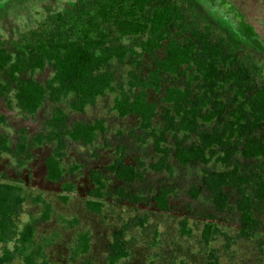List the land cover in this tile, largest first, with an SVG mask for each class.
Segmentation results:
<instances>
[{
    "label": "trees",
    "instance_id": "1",
    "mask_svg": "<svg viewBox=\"0 0 264 264\" xmlns=\"http://www.w3.org/2000/svg\"><path fill=\"white\" fill-rule=\"evenodd\" d=\"M220 29L196 0H76L20 38L0 40V98L10 106L12 93L20 112L35 114L47 100L59 103L72 94L70 108L84 111L98 97L116 90L115 65L130 64L135 67L130 70V84L120 88L113 107L120 116H137L143 130H152L159 157L151 168L172 170L171 156L180 166L200 163L202 187L210 192L215 209L236 211L240 235L250 237L264 231V215L256 213L257 204L264 202V82L255 83L252 67L240 60L238 32ZM145 57L150 64L141 75L136 69ZM47 70L50 75L41 78L39 74ZM170 77L172 81L165 84ZM151 92L162 94V106L150 97ZM105 130L102 118L68 125L66 112L58 106L49 132L31 140L34 144L56 141L45 159L48 179L60 181L65 174L60 158L67 136L91 144ZM169 137L172 147L165 144ZM17 146L20 153L26 152L24 141ZM12 151L9 137L0 134V156ZM108 170L125 183L142 177L123 154ZM91 179L95 186L89 194L102 197L103 173L94 170ZM71 187L63 184L65 190ZM201 190L192 186L190 193L196 197ZM170 193L164 187L155 194L160 211H169ZM25 199L20 184L0 181V241L13 242L3 249L0 264L17 256L25 264H53L43 244L34 242L36 225L50 218L52 204L37 196L41 213L30 216L17 230L16 218ZM85 204L98 213L104 205L91 197ZM186 224L184 218V231H188ZM217 229L216 214H206L204 239L209 241ZM89 248V233L79 232L75 251L86 253ZM128 255L124 230L117 229L109 244L108 264H117Z\"/></svg>",
    "mask_w": 264,
    "mask_h": 264
},
{
    "label": "rangeland",
    "instance_id": "2",
    "mask_svg": "<svg viewBox=\"0 0 264 264\" xmlns=\"http://www.w3.org/2000/svg\"><path fill=\"white\" fill-rule=\"evenodd\" d=\"M75 1L0 0V40L20 38L44 18L70 8ZM196 1L212 24L224 33L232 31L220 23L218 14L205 7L209 6L205 0ZM236 1L264 42V0ZM240 44L242 48L237 50L240 60L252 67L255 83L264 82V44L255 46L249 41H240ZM144 60L142 67L136 69L141 75L146 74L150 64L146 57ZM134 68L128 63H117L116 90L98 97L84 111L70 108L72 94L59 103L47 100L35 114L20 112L12 93L10 106L4 97L0 98V117L5 116L0 119V134H6L13 147L12 152L0 156V181L20 184L26 198L16 218L17 230L22 229L30 216H39L42 205L35 198L43 196L51 202L52 213L48 220L38 221L34 242L43 244L46 257L53 264H108L109 244L117 229L124 230L129 248V255L117 264H264V231L258 230L250 237L241 236L237 212L229 208L215 209L210 192L202 187L200 163L180 166L171 156L172 170L151 168L150 164L159 157L152 130H143L137 116H120L113 107L120 88L129 86L130 70ZM49 75L48 70L39 74L43 79ZM171 81L172 77L165 84ZM177 82L186 83L185 80ZM150 97L159 106L163 105L162 94L151 92ZM58 106L66 112L68 125L77 120L91 122L102 118L106 130L99 132L91 144L73 141L67 136L64 155L60 158L65 174L62 180L53 181L47 177L45 159L53 152L56 141L34 144L31 140L40 132H49ZM155 126H159V121ZM19 141L27 144L26 152L20 153ZM165 144L172 147V138ZM120 154L139 169L142 175L139 180L125 183L108 170V165ZM94 170L101 171L106 179L102 197L89 194L95 186L91 179ZM64 183H69L71 190H65ZM192 186L202 188L196 197L190 193ZM164 187L171 191L168 212L160 211L154 199ZM90 197L104 203L100 213L86 207L85 200ZM234 198L232 194V202ZM210 212L217 216L218 229L206 241L203 229L206 214ZM256 213L264 215V202L257 204ZM76 218L77 222L71 221ZM184 218L188 231L182 229ZM83 231L90 235V248L86 253H78L75 251L77 235ZM12 246V241H0V255L4 248ZM5 264L25 263L17 256Z\"/></svg>",
    "mask_w": 264,
    "mask_h": 264
},
{
    "label": "flooded vegetation",
    "instance_id": "3",
    "mask_svg": "<svg viewBox=\"0 0 264 264\" xmlns=\"http://www.w3.org/2000/svg\"><path fill=\"white\" fill-rule=\"evenodd\" d=\"M209 9L218 14L220 23L231 32H238L241 41H249L255 46H261L264 42L255 33L253 24L245 18L241 6L236 0H205ZM251 2L254 0H250ZM257 2V0H255ZM262 1V0H260ZM200 2V1H199ZM201 3V2H200Z\"/></svg>",
    "mask_w": 264,
    "mask_h": 264
}]
</instances>
